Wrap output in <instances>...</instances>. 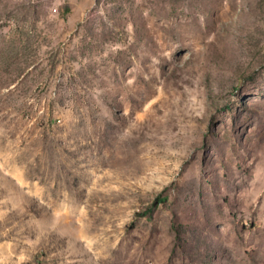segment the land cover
Masks as SVG:
<instances>
[{"label":"rangeland","instance_id":"1","mask_svg":"<svg viewBox=\"0 0 264 264\" xmlns=\"http://www.w3.org/2000/svg\"><path fill=\"white\" fill-rule=\"evenodd\" d=\"M0 264H264V0H0Z\"/></svg>","mask_w":264,"mask_h":264}]
</instances>
